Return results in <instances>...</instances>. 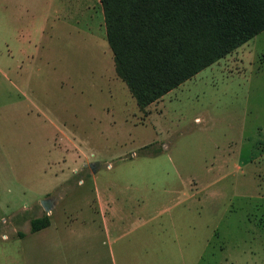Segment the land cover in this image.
I'll use <instances>...</instances> for the list:
<instances>
[{
  "label": "rangeland",
  "instance_id": "1",
  "mask_svg": "<svg viewBox=\"0 0 264 264\" xmlns=\"http://www.w3.org/2000/svg\"><path fill=\"white\" fill-rule=\"evenodd\" d=\"M244 44L139 109L99 0H0V230L46 192L79 220L111 185L129 264H264V30ZM95 241L74 245L108 263Z\"/></svg>",
  "mask_w": 264,
  "mask_h": 264
},
{
  "label": "trees",
  "instance_id": "2",
  "mask_svg": "<svg viewBox=\"0 0 264 264\" xmlns=\"http://www.w3.org/2000/svg\"><path fill=\"white\" fill-rule=\"evenodd\" d=\"M99 3L114 73L139 109L264 30V0ZM47 225L46 215L32 218L29 231Z\"/></svg>",
  "mask_w": 264,
  "mask_h": 264
},
{
  "label": "crops",
  "instance_id": "3",
  "mask_svg": "<svg viewBox=\"0 0 264 264\" xmlns=\"http://www.w3.org/2000/svg\"><path fill=\"white\" fill-rule=\"evenodd\" d=\"M248 41L245 43L247 44ZM249 48L250 47L245 44L238 46L235 48L238 50L237 56L241 57L243 60L246 53L249 51ZM179 86L181 85L168 91L158 98V100L164 96L169 97V94L173 90L179 88ZM172 94L173 97H177L176 94ZM155 101L147 106L155 104ZM165 106L166 105L163 104L160 107L161 113H159V116H163V112L166 113V110L169 109L168 107L165 108ZM150 115L151 114L148 113L147 118ZM193 120L197 122L200 121L198 116H194ZM204 123L202 124L203 126H205ZM198 130L200 129L198 128ZM118 198L119 195L112 192L111 185L101 187L100 191L95 188L94 199H91L89 203L86 202V211L88 214L77 220V217H75L76 215H73V213L65 214L63 211L64 218L60 224L58 223L59 221L56 222L54 220L55 201L52 196H49V193L46 192L44 199L49 201L48 212L43 210L37 200L30 206L21 209V211L19 210L22 215L18 216L17 213H15L13 215L14 219L12 218L13 222H9V227H7L6 230H4L5 227L1 228L0 231L4 230L8 234L3 235L0 232V235H2L0 239L5 241V243H0V264H88L87 255H91L92 258L90 260L92 264H129L130 261L133 262V247L130 248L127 246L119 248L117 246L119 239L126 234L122 230V223L125 222V219L126 222L134 219L133 216L125 214L124 212L122 213V208L118 205ZM123 200L125 203L127 202L125 198H123ZM36 204L40 207H37ZM61 210H63V207ZM42 215L47 216L48 225L35 232H30V219ZM75 224L78 225L77 227H81V229L74 228ZM133 227H135V223L133 224ZM17 233H22V236H18ZM34 234L43 238L38 240L34 237L26 240L28 235ZM102 234H104V236ZM7 235L17 236V242L13 244L6 241L9 238ZM84 235L95 237V242H99L100 246H103V237L107 240L108 246L106 252L108 263L102 262L101 254L103 253V248L96 246L86 248L82 245H74L76 239ZM97 235L99 236L98 239ZM130 252H132L131 257H129Z\"/></svg>",
  "mask_w": 264,
  "mask_h": 264
},
{
  "label": "water",
  "instance_id": "4",
  "mask_svg": "<svg viewBox=\"0 0 264 264\" xmlns=\"http://www.w3.org/2000/svg\"><path fill=\"white\" fill-rule=\"evenodd\" d=\"M91 166H92L91 164H88V167H91ZM48 204H49V201L46 199H43L40 201V205L45 212H48V210H49Z\"/></svg>",
  "mask_w": 264,
  "mask_h": 264
}]
</instances>
